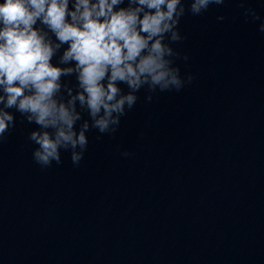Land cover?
Here are the masks:
<instances>
[{
	"label": "clouds",
	"instance_id": "9594fccd",
	"mask_svg": "<svg viewBox=\"0 0 264 264\" xmlns=\"http://www.w3.org/2000/svg\"><path fill=\"white\" fill-rule=\"evenodd\" d=\"M227 2L0 0V143L19 113L35 125L27 135L35 164L60 165L66 152L79 167L89 133L114 135L142 92L151 102L193 83L177 63L189 59L174 47L186 39L181 22ZM237 2L245 22L261 21L264 33L257 9Z\"/></svg>",
	"mask_w": 264,
	"mask_h": 264
}]
</instances>
